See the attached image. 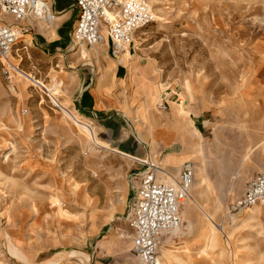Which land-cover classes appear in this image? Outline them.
<instances>
[{
    "label": "rangeland",
    "instance_id": "rangeland-1",
    "mask_svg": "<svg viewBox=\"0 0 264 264\" xmlns=\"http://www.w3.org/2000/svg\"><path fill=\"white\" fill-rule=\"evenodd\" d=\"M48 1L60 18L24 36L30 56L20 51L16 91L0 65V264H141L122 214L143 168L136 159L148 155L167 171L162 161L178 164L174 178L192 160L191 197L223 224L208 241L211 223L198 206L186 220L185 204L181 228L162 237L164 264H264V206L228 214L264 168V0H147L156 20L136 32L122 64L72 41V0ZM99 80L107 115L85 114L76 98ZM172 141L185 151L160 157ZM125 146L136 156L116 150ZM112 224L126 248L99 247L118 239Z\"/></svg>",
    "mask_w": 264,
    "mask_h": 264
},
{
    "label": "built area",
    "instance_id": "built-area-1",
    "mask_svg": "<svg viewBox=\"0 0 264 264\" xmlns=\"http://www.w3.org/2000/svg\"><path fill=\"white\" fill-rule=\"evenodd\" d=\"M72 1L78 9L72 41L86 46L109 45L114 58L126 46L130 50L136 32L156 20L147 0ZM56 16L48 0H0V65L14 91L16 74L24 72L12 60L19 57L17 44L31 33L35 22H53ZM137 161L143 168L132 175L138 186L128 201L126 214L134 229L132 251L141 264H163L159 255L161 240L165 233L182 226V210L195 183V165L187 160L179 177L165 182L163 177L167 175L160 162L153 157ZM259 205L264 206V170L246 183L242 195L229 205L228 214Z\"/></svg>",
    "mask_w": 264,
    "mask_h": 264
},
{
    "label": "crops",
    "instance_id": "crops-1",
    "mask_svg": "<svg viewBox=\"0 0 264 264\" xmlns=\"http://www.w3.org/2000/svg\"><path fill=\"white\" fill-rule=\"evenodd\" d=\"M74 7V6H73ZM76 8V7H75ZM77 9V8H76ZM77 16H78V9H77V15H76V18H77ZM55 22V21H54ZM35 27V26H34ZM73 27H74V25H73ZM71 32V31H70ZM31 33H32V31H31ZM30 33V34H31ZM48 33L50 34V32L48 31ZM29 35V34H28ZM25 36H27V35H25ZM24 38V37H23ZM19 44H22V46L20 47L19 46ZM104 46V47H103ZM28 47H29V44L27 43V41H25L24 39H22L18 44H17V48L19 49V57L18 56H14V58L16 57V58H18L19 59V64L21 63V61L23 60V56L21 55L22 53H20V51H22L24 54H26V56H30V54L28 53ZM94 47H97L98 49H99V52L102 54L103 53V49L105 48V49H108L109 50V53H110V48H109V45H102V46H94ZM102 47V48H101ZM131 51V50H130ZM80 55H81V58L82 59H84L85 58V56H84V54H81V52H80ZM20 57L22 58V60L20 59ZM86 57H87V55H86ZM119 64V63H118ZM114 69H116V72H118V70H119V66H117V65H115V67H113ZM136 69V68H135ZM104 75V74H103ZM106 76H108L109 77V75H110V73H107V74H105ZM105 75H104V77H105ZM114 76L116 77V75H115V73H114ZM131 76V75H130ZM142 76V75H141ZM102 77V76H101ZM134 77H135V75H134ZM110 78V77H109ZM136 78V77H135ZM130 79L132 80V78L130 77ZM137 80H139V82H140V84H142L143 85V91H144V94H145V92H147V91H149L148 89H146V88H148V83L146 82V81H143L142 80V78L140 79L139 78V76H137V78H136ZM101 80V79H100ZM100 80H99V85H98V87H95V88H90L89 86H86L85 88H83L82 90H80V93H79V95L77 96V98H76V104H75V106H77L79 109L78 110H82L85 114H89V115H92V114H94L95 116L97 115H99V116H105V115H107L106 114V108L104 107V106H106V104H107V101H106V99L103 97L104 96V93H102V91H101V89H102V84L105 82V80H103V82L101 83L100 82ZM108 80V79H107ZM121 80V82L122 83H125V84H127L128 82H127V79L126 78H121L120 79ZM129 81V80H128ZM133 83L135 84L136 82L134 81V79H133ZM146 87V88H145ZM150 91H153V88L152 89H150ZM149 91V92H150ZM149 95H150V93H149ZM150 99V97H148L147 96V98H146V101L144 102L145 103V112H147V110H148V108H147V103H148V101L147 100H149ZM129 114H130V111H129ZM147 114H148V112H147ZM147 117V116H146ZM157 117V120H158V122L159 123H163V119L164 118H160L159 116H156ZM147 121H148V117H147ZM148 124H149V122H148ZM149 127V126H148ZM136 133H137V135H138V139L139 140H142L143 141V138L141 137V136H139V132H138V130L136 129ZM105 142V141H104ZM105 143H107V142H105ZM108 144V143H107ZM109 145V144H108ZM116 150H118L121 154H127L128 155V153L129 154H132V155H134L133 153H135L134 151H132V150H130L128 147H124V149H118V148H116ZM121 150V151H120ZM182 152H184V146L183 147H181V142H179V141H172V142H170V143H168V144H166V146L164 147V149L163 150H161L160 151V153H159V156L161 157H165L166 155H169V154H181ZM130 155H128L127 157L128 158H130L129 157ZM134 156H136V155H134ZM147 157H151V156H147ZM137 158H138V156H137ZM140 158V157H139ZM144 158H146V157H144ZM143 159V158H142ZM188 160V159H187ZM186 159L181 163V165H183L184 164V162H186L187 161ZM192 161V160H191ZM162 163H166V164H169L170 166H168L167 168H168V172H170L169 171V169H173V168H179V165L178 164H171V163H169L168 161L167 162H163L162 161ZM194 163V162H193ZM180 165V166H181ZM194 165H195V163H194ZM262 170H264V168L262 169ZM262 170H260V171H258L254 176H256L257 174H259ZM181 171V170H180ZM138 172V171H137ZM134 173V172H133ZM133 173H132V175H133ZM180 174V173H179ZM253 176V177H254ZM195 180H196V165H195ZM129 194H128V196H127V200H126V205H125V209H124V212H123V214H122V218H125V220H126V214H127V205H128V201L131 199V197L133 196V193H134V188H136L137 186H138V181H137V179L136 178H134V176H132V178H131V180H130V183H129ZM193 191H194V189H193ZM193 193V192H192ZM242 195V194H241ZM240 195V196H241ZM239 196V197H240ZM187 202H185V204H186ZM184 204V205H185ZM127 221V220H126ZM127 224H128V226H129V228L131 229V232H132V235H131V237H132V247H133V237H134V229L130 226V224H129V222L127 221ZM112 228L114 229V231H116L115 229H116V225H113L112 224ZM180 229V228H179ZM179 229H177V230H179ZM171 232H173V231H171ZM116 233L118 234V239H115V238H113V237H111V236H109L108 238H106V239H103V240H100L99 242H98V244H99V247H101L103 250H104V248H106V246H120V247H122V248H126L127 247V243H126V241L125 240H121L120 238L122 237V238H124V237H126L125 236V234H121L120 232H119V230H117L116 231ZM161 242H162V240H161ZM160 247H161V244H160ZM160 247H159V255H160ZM133 255L135 256V254L133 253ZM136 257V256H135ZM137 258V257H136ZM160 258H161V260H162V257H161V255H160ZM91 260H92V258H91ZM91 262V261H90ZM98 263H96V264H105L104 262H101V261H97ZM162 262H163V260H162ZM164 264V263H163Z\"/></svg>",
    "mask_w": 264,
    "mask_h": 264
},
{
    "label": "bare ground",
    "instance_id": "bare-ground-1",
    "mask_svg": "<svg viewBox=\"0 0 264 264\" xmlns=\"http://www.w3.org/2000/svg\"><path fill=\"white\" fill-rule=\"evenodd\" d=\"M152 8V7H151ZM59 19L60 17H57L56 16V18H55V20L56 19ZM155 18H156V16H155ZM54 20V21H55ZM53 21V22H54ZM53 22H50V23H53ZM82 46H84V45H82ZM100 46H102V45H100ZM125 55H129L130 57L132 56V53L130 52V50H129V47L128 46H126V49L123 51V52H121V54H119L117 57H116V59L122 64L123 63V61H124V57H125ZM130 57L128 58V59H130ZM110 71V70H109ZM19 73H21V72H19ZM24 76V75H23ZM103 76V75H102ZM35 83V82H34ZM35 84H38L37 83V80H36V83ZM40 84V83H39ZM44 89H46L47 90V88H45L44 87ZM53 94V93H52ZM51 98H54V100L53 101H55V103L57 104V105H59V106H61V104L58 102V100L54 97V96H52ZM62 107V106H61ZM183 109V108H182ZM68 112H70V111H68ZM152 112V111H151ZM185 113V112H184ZM177 114V113H176ZM179 116V115H178ZM182 116V115H181ZM166 117V116H165ZM183 117V116H182ZM161 118H163V117H161ZM166 120H167V123H169V122H171L172 120H168V117H166L165 118ZM77 121L79 122V123H81V124H83V125H85V126H87V127H89V128H91L92 129V127L89 125V124H87L86 122H84V121H81V120H79V119H77ZM158 123V122H157ZM189 123V122H188ZM192 127V126H191ZM93 130V129H92ZM199 130V129H198ZM197 130V131H198ZM150 131V130H149ZM190 131V130H189ZM191 132V131H190ZM194 135V134H193ZM142 136V135H141ZM155 136H156V134H154V135H152V137H153V139L155 140ZM197 136V135H196ZM142 138H144V137H142ZM147 139V138H146ZM160 139V138H159ZM188 139H189V137H186V139H185V143L188 141ZM95 141H96V143L100 146V147H103V148H106L107 149V147L104 145V143H103V141H100V140H98V139H95ZM190 143V142H189ZM186 147V149H188V146H185ZM197 149V148H196ZM185 151V150H184ZM136 160H139V158L138 159H136ZM165 170V169H164ZM165 173H166V175H167V177L170 179V180H172V181H174V176H172V175H170L169 174V172L167 171V170H165L164 171ZM198 182H199V180H198ZM198 182H196V183H198ZM194 186H195V183H194V185H193V187H192V190H191V196L193 195V189H194ZM189 197L186 201H187V203H186V206H185V219L186 220H191L192 222H194V220L196 219L195 218V214H196V210H195V206H196V208H197V206L198 207H200L201 208V211L204 213V215H205V217L209 220V222L211 223L210 224V227H209V230H210V228H211V230H210V235H209V237L207 238V240L208 241H210V239H212V241L213 242H215L216 240H215V238L212 236L213 235V233L215 234V229L214 228H216L218 231L220 230V231H223V229L221 228V225H223L222 223H219V220H217V218L215 217V215L214 214H210V213H208V212H206L195 200H193V198L192 197ZM254 207H256V206H254ZM253 207V208H254ZM194 224V223H193ZM212 226V227H211ZM179 229V228H178ZM116 231L117 230H119V228L118 227H116V229H115ZM177 230V229H176ZM172 231H175V230H172ZM205 235V234H204ZM6 238H9V237H6ZM10 241V240H9ZM217 244V243H216ZM82 254V256H80L79 254H77V256H79V258H81V259H84V260H86L87 261V259H89V257H88V255L86 254V253H81ZM233 264H234V262H233Z\"/></svg>",
    "mask_w": 264,
    "mask_h": 264
}]
</instances>
